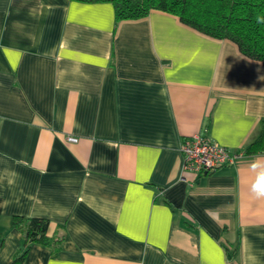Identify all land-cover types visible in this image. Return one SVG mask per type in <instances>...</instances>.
<instances>
[{
    "label": "crops",
    "instance_id": "0c3cea01",
    "mask_svg": "<svg viewBox=\"0 0 264 264\" xmlns=\"http://www.w3.org/2000/svg\"><path fill=\"white\" fill-rule=\"evenodd\" d=\"M263 119L264 65L174 15L0 0V264L24 250L15 216L64 239L20 264H264V150L203 174L181 152H244Z\"/></svg>",
    "mask_w": 264,
    "mask_h": 264
},
{
    "label": "trees",
    "instance_id": "16d2710c",
    "mask_svg": "<svg viewBox=\"0 0 264 264\" xmlns=\"http://www.w3.org/2000/svg\"><path fill=\"white\" fill-rule=\"evenodd\" d=\"M111 2L116 24L140 20L152 11L174 15L184 25L213 39L229 40L245 57L264 65V0H75ZM264 150V119L260 137L244 153ZM14 226L25 237L23 252L16 256L22 262L32 243L46 246L60 244L64 239L50 237V221L45 218L15 216Z\"/></svg>",
    "mask_w": 264,
    "mask_h": 264
},
{
    "label": "built area",
    "instance_id": "2783aa9c",
    "mask_svg": "<svg viewBox=\"0 0 264 264\" xmlns=\"http://www.w3.org/2000/svg\"><path fill=\"white\" fill-rule=\"evenodd\" d=\"M68 140L77 141L74 137H69ZM181 152L184 169L199 174L215 172L222 167L234 165L245 154L243 151L221 146L201 135L186 138L182 142Z\"/></svg>",
    "mask_w": 264,
    "mask_h": 264
},
{
    "label": "clouds",
    "instance_id": "9594fccd",
    "mask_svg": "<svg viewBox=\"0 0 264 264\" xmlns=\"http://www.w3.org/2000/svg\"><path fill=\"white\" fill-rule=\"evenodd\" d=\"M252 167L255 169L259 168L260 165L254 163ZM251 190L256 198H264V170L260 171L256 176L255 181L251 185Z\"/></svg>",
    "mask_w": 264,
    "mask_h": 264
}]
</instances>
